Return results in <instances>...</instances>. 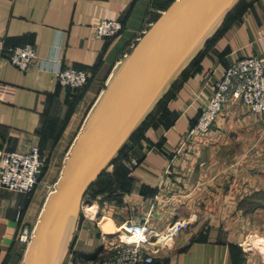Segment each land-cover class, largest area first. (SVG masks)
Segmentation results:
<instances>
[{
	"label": "crops",
	"instance_id": "crops-1",
	"mask_svg": "<svg viewBox=\"0 0 264 264\" xmlns=\"http://www.w3.org/2000/svg\"><path fill=\"white\" fill-rule=\"evenodd\" d=\"M174 1L0 0V145L18 152L38 146L51 154L32 193L0 184V264H24L28 245L19 236L25 228L34 231L125 54ZM101 20H120L124 28L116 37H99L95 25ZM1 41L6 47L33 45L38 58L22 71L3 59ZM254 56L264 59V0H240L108 174L116 183L114 194L122 195V217L145 215L162 197V206L153 209L158 228L187 223L155 253L153 264H264V117L229 104L211 131L187 140L222 73ZM62 67L89 73L79 100L58 82ZM131 155L141 160L133 170ZM82 229L83 237L90 236L83 248L96 244L97 252L101 245L90 225Z\"/></svg>",
	"mask_w": 264,
	"mask_h": 264
},
{
	"label": "water",
	"instance_id": "water-1",
	"mask_svg": "<svg viewBox=\"0 0 264 264\" xmlns=\"http://www.w3.org/2000/svg\"><path fill=\"white\" fill-rule=\"evenodd\" d=\"M239 1L176 0L146 32L73 145L24 264L63 263L92 185L148 117L165 85Z\"/></svg>",
	"mask_w": 264,
	"mask_h": 264
},
{
	"label": "built area",
	"instance_id": "built-area-1",
	"mask_svg": "<svg viewBox=\"0 0 264 264\" xmlns=\"http://www.w3.org/2000/svg\"><path fill=\"white\" fill-rule=\"evenodd\" d=\"M120 20H101L95 25L96 34L102 38H112L123 30ZM2 43L3 59L28 71L38 58L33 45L6 47ZM136 43L131 47L134 50ZM126 59L129 53L125 54ZM58 82L67 89H81L89 82V73L74 67H62L56 72ZM229 104H241L253 113L264 117V59L254 56L232 63L214 86L212 98L205 104L202 115L190 131L187 140L198 135H205L213 128L217 119ZM131 170L141 164L136 156L128 157ZM48 153L38 146H32L26 152L10 151L0 145V184L2 187L18 193L30 194L40 183L43 169L48 163ZM150 214V212H149ZM143 226L126 229L127 239L116 244L115 251L103 264H153L159 243H154L155 236L149 232V219H144ZM187 223L175 222L168 230L172 240ZM154 232V231H153ZM157 235V234H156ZM33 235L25 230L22 241L30 244ZM160 238L161 236L158 235ZM159 238H157L159 240ZM114 245V242H112ZM156 246L157 248H155ZM113 251V248L110 247Z\"/></svg>",
	"mask_w": 264,
	"mask_h": 264
},
{
	"label": "rangeland",
	"instance_id": "rangeland-1",
	"mask_svg": "<svg viewBox=\"0 0 264 264\" xmlns=\"http://www.w3.org/2000/svg\"><path fill=\"white\" fill-rule=\"evenodd\" d=\"M239 3V2H238ZM236 7V5L232 8V10ZM231 10V11H232ZM166 11V10H165ZM230 11V12H231ZM226 19V18H225ZM224 19V21H225ZM223 21V22H224ZM222 22V24H223ZM154 24V23H153ZM221 24V25H222ZM220 27V26H219ZM151 28V25L148 27V30ZM145 33L143 34V36L146 34L147 31H144ZM116 37V36H114ZM143 37H140L138 39V41L136 40V44H138V42L142 39ZM135 44V43H134ZM133 51L132 47L130 48V52H129V56L131 54V52ZM193 61V60H192ZM191 61V62H192ZM190 65V64H189ZM189 65L187 67H189ZM186 67V68H187ZM185 68V69H186ZM185 72V71H184ZM183 71L175 78V80L169 85V87H167L166 91L164 92L163 96L161 97V99H163V97L166 95V93L169 91V89L171 88L170 86L173 85L177 78H179V76H183L185 73ZM180 77V78H181ZM179 80V79H178ZM177 80V81H178ZM160 99V100H161ZM159 100V101H160ZM158 101V102H159ZM157 102V103H158ZM157 105V104H156ZM156 105L153 107V109L151 110V112L149 113V115L152 113V111L155 109ZM204 109V108H203ZM202 113L200 114L199 118L201 117ZM198 118V120H199ZM197 120V121H198ZM218 120V119H217ZM217 122V121H216ZM197 123V122H196ZM196 125V124H195ZM194 125V126H195ZM215 125V124H214ZM193 126V127H194ZM192 127V128H193ZM192 130V129H191ZM134 135V134H133ZM128 143V141H127ZM126 143V145H127ZM125 145V146H126ZM120 153V152H119ZM119 153L118 155L116 156V158L109 164V166L106 168V170L108 171V173H110L111 169L114 168L115 164L119 163L120 160L122 159V155L119 156ZM50 153H48V156H49V160H50ZM48 160V161H49ZM105 170V171H106ZM104 171V172H105ZM46 171H44V173L41 175V178L40 180L43 178L44 174H45ZM103 172V173H104ZM62 173V172H61ZM61 177V175H60ZM58 182V181H57ZM57 184V183H56ZM38 186V185H37ZM4 188V187H3ZM6 189V188H5ZM12 191V190H10ZM55 191V189H54ZM15 192V191H14ZM118 192V190H115V193ZM18 193V192H17ZM32 193V192H31ZM23 194V193H21ZM114 198L113 200L110 199L111 198V194H106V193H103V194H99V196L95 197V198H92V200H90V195H88L87 197H85L84 199V202H83V207H82V212H81V215H80V219H79V223H78V226H77V229H76V232L74 234V238H73V241L71 243V246H70V249L69 251L67 252V255L63 261L62 264H103L106 260H108V258L113 254V252L115 251V245L116 244H122V242L126 241L127 239V232H126V229L130 228V227H134L135 226H143L144 223H145V220L144 219H149V226L151 229H149V232L152 233L154 236H155V240L153 241L152 245H154V243H159V245H157V247L159 246V249H162L163 247L167 246V244L171 243L173 239H175V237L172 239V240H169V237L168 239L167 238V235L169 234L168 230L170 229V227L173 226V224H175V222H179V220H176V221H173L171 223H169L168 225H166L164 228L162 229H159L158 228V225L157 223H154V212L155 210L157 211L159 209L160 206H162V203L164 201V199H162V197H157L158 199L155 200V205L154 207L149 210V211H146L147 214H138V213H129V212H126V213H129L130 215L128 217H122L121 216V213H119L118 211L120 209H122L123 207V203L122 202V198H120L122 195H119V194H113ZM92 202H95V203H98V207L100 208H96L97 209V213L94 215L93 214V211H90L88 210L90 206V204ZM110 202V203H109ZM113 202V204H112ZM116 202V203H114ZM105 203H108L105 204ZM112 207H114L115 211H112ZM153 209H154V212H153ZM150 212V214H149ZM104 215H109L112 220H108V221H104L102 224L106 227V229H109V234L110 235H106L104 234L103 230H102V227L100 226V221H101V218L104 216ZM123 215V214H122ZM131 216V217H130ZM154 218V219H153ZM111 222V223H110ZM89 224L91 229H88V230H91V232L94 234V238L96 239V241L98 242V244L101 245V247L99 248V250L96 252V244L95 245H91V246H88V247H85L83 248V243L85 241H87V244L88 242H90V236H82V231L86 230V229H82L84 224ZM114 225H113V224ZM114 226V227H113ZM157 228H156V227ZM25 230H28L29 231V235L30 234H34V231H31L30 229H24L22 231V234L19 236V240L21 243H24V245H28L29 246V243L28 242H23L21 239L23 237V234L25 232ZM35 230V229H34ZM120 230V231H119ZM154 231V232H153ZM112 232V233H111ZM91 233V234H92ZM81 234V236H80ZM92 234V235H93ZM157 234V235H156ZM161 234V235H160ZM161 236L160 238L158 237ZM178 235V234H177ZM176 235V237H177ZM82 238V239H81ZM159 238V240L157 239ZM112 242H114V245L112 244ZM80 244V245H79ZM113 248V251L110 249ZM155 248H157L156 246H154ZM82 251H81V250ZM85 249V250H83ZM96 252V253H95ZM92 253H95L96 254V258L95 259H88L87 256H89L90 254Z\"/></svg>",
	"mask_w": 264,
	"mask_h": 264
},
{
	"label": "trees",
	"instance_id": "trees-1",
	"mask_svg": "<svg viewBox=\"0 0 264 264\" xmlns=\"http://www.w3.org/2000/svg\"><path fill=\"white\" fill-rule=\"evenodd\" d=\"M173 3V2H172ZM171 3V4H172ZM170 4V5H171ZM168 9V8H167ZM166 9V10H167ZM89 83V82H88ZM88 85V84H87ZM86 85V86H87ZM85 86V87H86ZM85 87L84 88H81V89H77V90H74V92H77L78 93V96L76 98V100H79V98L83 95L84 93V90H85ZM70 91H73V89H69ZM126 148H127V145L120 151L119 153V156L120 155H125L126 153ZM114 162V161H113ZM49 163V161H48ZM48 163L45 165L44 169H43V173L44 171L47 170V166H48ZM46 173V172H45ZM108 171L106 170L97 180L96 182L92 185V187L90 188V190L88 191L86 197L88 195H90L91 198H95L97 196H99V194H103V193H106V194H111V198L110 199H114L116 197L113 196V194L115 193V189H117L115 187L116 183L109 177L108 175ZM122 174H125V172L123 171ZM126 175V174H125ZM124 175V177H125ZM123 177V175L120 176V178ZM123 177V178H124ZM119 179V178H118ZM122 179V178H121ZM119 179V180H121ZM122 188L124 191H126V189L128 188V186L126 184H123L122 185ZM88 259H95L96 258V254L95 255H89L87 256Z\"/></svg>",
	"mask_w": 264,
	"mask_h": 264
},
{
	"label": "bare ground",
	"instance_id": "bare-ground-1",
	"mask_svg": "<svg viewBox=\"0 0 264 264\" xmlns=\"http://www.w3.org/2000/svg\"><path fill=\"white\" fill-rule=\"evenodd\" d=\"M222 22V21H221ZM220 22V23H221ZM220 23L213 28L210 33L208 34V36L197 46V48L192 52V54L187 58V60L183 63V65L180 67V69L177 71V73L169 80V82L165 85V87L163 88V90L161 91L160 95L158 96L157 100L154 102V104L152 105V107L150 108L151 110L153 109V107L156 105L157 101L161 99V97L163 96L164 92L166 91L167 87H169V85L175 80V78L182 72L185 70V68L191 63V61L200 53V51L203 49L205 43L207 42V40L211 39L215 33L217 32ZM88 210L93 211V214L95 215L97 213V209L95 207H91ZM110 221L111 218H109L108 216H103L101 218L100 221V226L102 227V230L104 232V234L106 235H110L109 234V229H106V227L102 224L104 221ZM108 221V222H109ZM111 223V222H110ZM113 224V223H112ZM114 225V224H113ZM114 227V226H113ZM120 231V230H119ZM112 233V232H111ZM161 235V234H160Z\"/></svg>",
	"mask_w": 264,
	"mask_h": 264
}]
</instances>
